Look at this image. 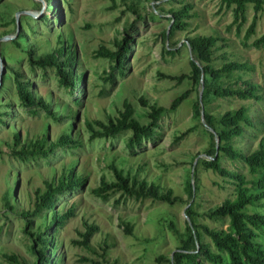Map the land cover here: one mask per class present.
I'll list each match as a JSON object with an SVG mask.
<instances>
[{
  "label": "rangeland",
  "instance_id": "obj_1",
  "mask_svg": "<svg viewBox=\"0 0 264 264\" xmlns=\"http://www.w3.org/2000/svg\"><path fill=\"white\" fill-rule=\"evenodd\" d=\"M130 1L0 0V50L4 55L0 54V68L2 76L6 75L4 81L2 78L0 81V111H8L2 115L5 123H0V264H11L4 254H14L32 264L37 254L30 250L31 236L24 229L34 230L41 219L22 217L18 211L29 209L34 191L43 187V180L57 176L62 166L70 163L86 180L82 187L67 190L57 197L56 209L64 211L74 204V214L63 224L48 230L58 244L54 264H91L83 260L85 257L102 260L99 254L104 244L109 262L115 259L118 264H172L167 259L172 257L185 236V219L188 217L185 208L191 204L194 212H201L234 194L232 182L204 168L198 160L209 145L217 142L216 136L210 137L206 131L204 111L216 118L225 110L246 105L254 126H244L243 134L234 138L233 143L247 151L264 137V44L259 47L252 44L264 31V13L257 12L255 32L245 39V30L254 13L251 3L246 6L245 23L237 30L235 25L227 28L233 18L232 11L220 0H133L140 17L126 9ZM183 3L191 4L189 26L171 35H162L164 30L167 32L170 20L169 14L158 8L166 10ZM16 30L24 35L22 47L10 42L17 34ZM58 33L72 41L78 60L76 70L83 71L82 80L71 90L58 82L54 68H31L23 52L30 43L36 48L37 55L51 50L56 45ZM199 34L223 37L217 45L224 43V46L213 54L214 67L225 60L246 65L242 70L231 71L213 81L211 89L251 82L263 94L261 101L213 96L211 93L203 101L204 84L202 87L200 83L192 85L188 79L178 83L160 75L190 73L188 60L192 54L185 45V37ZM5 35L11 38L3 39ZM120 39L128 47L124 66L121 72L112 71V79H109L111 62L93 57L92 52L99 45L115 49L116 41ZM11 69H18L30 79L35 93L50 99L53 109L66 115L64 120H53L42 110L23 106L16 94ZM186 89L190 92L177 108L159 118L153 139L143 140L129 149L126 146L128 131L109 138H89L86 123L94 118L105 120L108 115H115L124 99L133 104L135 116L144 123L148 106L143 105L139 97L148 105L168 107L171 100ZM197 98L200 108L195 114L193 103ZM11 126L19 132L21 139H31L45 132L49 140H54L64 129H70L79 142L56 148L47 159L35 157L21 161L9 154L6 145L11 141ZM110 163L125 171L136 172L140 178L157 183L162 189L171 188L179 200L170 204L148 197L135 199L120 191L110 192L105 199L95 196L91 188L99 185L101 177L107 181L113 179L108 167ZM221 164L252 177L241 160L224 156ZM190 183H193L192 196L189 194ZM12 185L15 192L7 195ZM6 198L15 205V210L4 206ZM83 220L99 227L92 235L89 247L74 242V239H80ZM195 221L210 227L227 228L225 218L210 219L196 214ZM124 223L130 225L129 233ZM202 240L209 243V238L203 234ZM210 247L215 250L211 243ZM160 255L163 259L157 260Z\"/></svg>",
  "mask_w": 264,
  "mask_h": 264
},
{
  "label": "trees",
  "instance_id": "obj_2",
  "mask_svg": "<svg viewBox=\"0 0 264 264\" xmlns=\"http://www.w3.org/2000/svg\"><path fill=\"white\" fill-rule=\"evenodd\" d=\"M49 1V0H47ZM227 8L231 7L232 20L227 25L229 29L235 25L237 30L245 23V10L248 3L253 6L254 13L251 21L245 30L244 38L248 39L254 32L257 12L264 13V0H220ZM191 4L183 3L179 7L170 6L166 10L162 7L159 11L169 14V26L163 31L162 35H171L176 30H185L189 26V18ZM126 9L140 17V13L136 4L131 0ZM14 21V18H13ZM223 37L217 35H194L185 37V45L189 48L192 58L188 63L190 73H182L180 75H164L163 77L176 80L180 83L183 79L191 80L192 85L200 83V77L203 80L204 91L201 99L206 100L208 94L221 97H237L240 99H251L259 102L263 99V94L258 91V86L251 82H245L242 86H224L212 87V82L224 74H229L234 70H242L245 63L235 60H225L217 67L212 65L214 52L224 43L217 45ZM17 47H22L25 43L24 35L19 32L10 40ZM256 47L264 44V31L252 41ZM128 47L124 44L123 39L116 41V48L111 49L104 45H99L93 50V57H102L108 59L111 64L109 66L108 78L112 79V71H122L126 51ZM26 54L27 62L31 68L52 67L57 75L60 84L69 87L70 90L75 88L83 78V71L77 72L76 64L78 63L76 51L70 38L63 37L60 33L56 36V45L45 53L36 54V48L33 44H28L23 48ZM172 53L171 50H168ZM0 54L4 56L0 50ZM12 80L15 86L17 97L20 103L26 107L42 110L53 120H64L63 113H58L53 109L51 100L46 99L32 89V81L23 76L18 69H11ZM202 74V76H201ZM6 75L2 76V82ZM190 90L186 89L179 95L175 96L168 107L146 103L142 97L139 100L143 105L148 106L146 112L147 120L142 123L135 116L133 104L124 99L121 108L117 109L115 115H108L105 120L94 118L86 123L90 130V139L109 138L124 131H128L129 136L126 146L132 149L142 143L143 140L153 139L155 128L158 126V120L162 114L173 111L188 96ZM196 99L193 103L195 114H198L200 101ZM32 112H35L33 109ZM8 111H0V123H5L2 115H6ZM198 116V115H197ZM204 120L207 127L206 131L210 137L216 136V144L209 145L204 150V155L199 157V162L204 168L210 169L217 175L227 179L233 184V196L224 198L221 202L208 207L201 212H194L191 204L185 208L187 218L185 219V236L181 238V243L173 251L172 257L167 261L172 264H264V137H262L257 146L247 151L237 147L233 143V139L241 136L244 132V126H254L251 119L249 107L240 105L235 109L223 111L216 118L213 114L204 111ZM72 128V127H71ZM12 137L10 142H6L9 154L21 161L29 158L43 157L47 159L56 148L74 146L78 144L77 137H73L70 129H64L60 135L49 140L45 132L34 138L21 139L19 132L11 126ZM227 156L231 160H241L247 172L252 177H247L237 168H228L221 164V158ZM197 155L193 156V160ZM193 160L191 163L193 164ZM108 167L112 171L113 179L105 180L101 177L99 185L91 188V193L103 199L107 198L110 192L120 191L127 197L151 198L154 200L174 203L179 200V196L173 195L171 188L162 189L157 183L147 181L140 178L138 174L125 171L117 167L114 163H110ZM194 172V171H193ZM192 173V172H191ZM194 174V173H193ZM86 177L75 171V165L70 163L62 166L57 176H52L43 180V187H38L34 191V198L31 207L27 210L22 209L18 214L22 217L36 216L41 219L34 230L24 229L31 236L30 250L36 252V257L32 264H54L55 251L58 247L55 236L50 234L49 228L55 225H61L65 219L74 214V204H71L66 210L56 209L57 197L65 191H73L84 185ZM193 183H190L189 194L192 196ZM15 187L12 185L7 195L13 194ZM4 206L14 209L15 205L6 198ZM15 210V209H14ZM203 215L210 219L221 218L227 219V228L210 227L205 223L195 221V215ZM29 220L25 222V227L29 224ZM83 229L79 230L80 239H74V242L80 243L85 247H89L92 235L98 231L99 227L93 222L82 221ZM171 228H175L170 222ZM127 233L131 231L128 223H124ZM202 234L209 238V243L202 240ZM210 243L215 250L210 247ZM102 252L99 254L101 259L86 258L85 261L91 264H118L113 259L107 261L105 257L106 245H102ZM3 256L11 264H27L20 260L16 255L10 254ZM163 259L158 256L157 260Z\"/></svg>",
  "mask_w": 264,
  "mask_h": 264
},
{
  "label": "water",
  "instance_id": "obj_3",
  "mask_svg": "<svg viewBox=\"0 0 264 264\" xmlns=\"http://www.w3.org/2000/svg\"><path fill=\"white\" fill-rule=\"evenodd\" d=\"M16 33H17V30H16ZM3 39H10L11 38V36L10 35H5V36H3L2 37ZM0 40H2L1 38H0ZM191 58H192V56H191ZM201 76H202V74H201ZM1 78H2V70H1V68H0V81H1ZM200 84H201V87H202V85H203V80H202V78L200 77ZM201 93V91H199V94ZM201 108H202V105H201ZM203 111H201V113H202Z\"/></svg>",
  "mask_w": 264,
  "mask_h": 264
}]
</instances>
